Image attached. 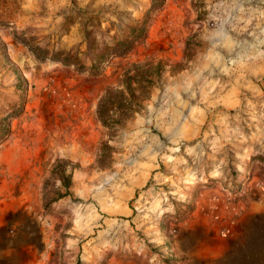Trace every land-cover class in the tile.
<instances>
[{
	"label": "rangeland",
	"instance_id": "rangeland-1",
	"mask_svg": "<svg viewBox=\"0 0 264 264\" xmlns=\"http://www.w3.org/2000/svg\"><path fill=\"white\" fill-rule=\"evenodd\" d=\"M153 4L0 0V264H264V0Z\"/></svg>",
	"mask_w": 264,
	"mask_h": 264
},
{
	"label": "trees",
	"instance_id": "trees-1",
	"mask_svg": "<svg viewBox=\"0 0 264 264\" xmlns=\"http://www.w3.org/2000/svg\"><path fill=\"white\" fill-rule=\"evenodd\" d=\"M164 0H154V8H158L163 4ZM146 29L144 26L140 27L137 30V22L136 27L132 29V31L129 34H126L123 36V38L119 39L117 42H115L114 45H109L107 43H104L103 46L97 44L95 40H92L91 37L86 38L87 40V49L85 51V54L89 57L90 63L87 65L82 58L79 56V54H74L72 51H58L55 54H53L51 57L55 60H59L63 62L66 65H75L77 66V69L80 71L84 70H90L92 74H99L101 71V67L103 64L108 62L110 58L114 55L122 56L127 54L131 49L135 47L137 42H139L143 37H145ZM24 42L29 45V47L37 54L39 57L46 59L50 57V52L47 49H41L36 43H34V39H24ZM17 87L19 89H26V83L21 78V76H18V83ZM22 110V107L20 108V111H13L9 115L3 118L2 122H6V127L4 134H7L9 131L8 128V121L10 117L15 116V114H19Z\"/></svg>",
	"mask_w": 264,
	"mask_h": 264
},
{
	"label": "bare ground",
	"instance_id": "bare-ground-1",
	"mask_svg": "<svg viewBox=\"0 0 264 264\" xmlns=\"http://www.w3.org/2000/svg\"><path fill=\"white\" fill-rule=\"evenodd\" d=\"M10 150V149H9ZM10 154V151H6L5 152V155H3V159H4V157H7L8 155ZM9 160V159H8ZM5 161V160H4Z\"/></svg>",
	"mask_w": 264,
	"mask_h": 264
}]
</instances>
